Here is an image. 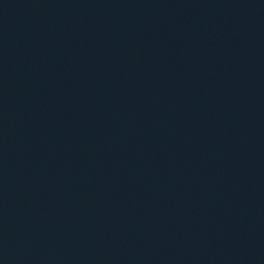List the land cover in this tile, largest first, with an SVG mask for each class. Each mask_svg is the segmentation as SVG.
Returning a JSON list of instances; mask_svg holds the SVG:
<instances>
[{"label":"water","instance_id":"water-1","mask_svg":"<svg viewBox=\"0 0 264 264\" xmlns=\"http://www.w3.org/2000/svg\"><path fill=\"white\" fill-rule=\"evenodd\" d=\"M0 264H264V0H0Z\"/></svg>","mask_w":264,"mask_h":264}]
</instances>
